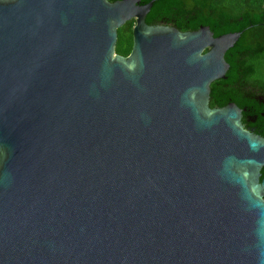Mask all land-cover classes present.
I'll use <instances>...</instances> for the list:
<instances>
[{
    "label": "water",
    "instance_id": "1",
    "mask_svg": "<svg viewBox=\"0 0 264 264\" xmlns=\"http://www.w3.org/2000/svg\"><path fill=\"white\" fill-rule=\"evenodd\" d=\"M139 1L0 0V264H264V139L207 105L240 33Z\"/></svg>",
    "mask_w": 264,
    "mask_h": 264
},
{
    "label": "trees",
    "instance_id": "2",
    "mask_svg": "<svg viewBox=\"0 0 264 264\" xmlns=\"http://www.w3.org/2000/svg\"><path fill=\"white\" fill-rule=\"evenodd\" d=\"M149 1L140 0L139 4ZM157 22L179 32H191L205 26L212 37L240 33L223 56L228 65L225 79L209 84L208 108L230 101L238 107L253 109L255 114L264 110L244 95L246 89L264 94V0H154L144 23ZM132 26L130 20L116 30L115 55L125 57L129 54Z\"/></svg>",
    "mask_w": 264,
    "mask_h": 264
},
{
    "label": "flooded vegetation",
    "instance_id": "3",
    "mask_svg": "<svg viewBox=\"0 0 264 264\" xmlns=\"http://www.w3.org/2000/svg\"><path fill=\"white\" fill-rule=\"evenodd\" d=\"M132 21H133V25H134V20H132ZM160 25L161 26H165V27H171V26H168V25H165V24H161L160 22H157V23H154V24L148 25V26L153 27V26H160ZM171 28H173V27H171ZM244 95L249 97L252 101H254L257 106L264 108V94L258 93L257 91H254V90H253V92H250V90L246 89V92L244 93ZM249 95H251V97ZM208 100H209V98H208ZM231 103L232 102L228 101L223 106H227V105H229ZM232 104H234V103H232ZM236 107L238 109L242 110L241 113H240V116L238 118V124L241 127V129L243 131H246V132L250 133L252 136L258 137L259 139L263 140L264 139V137H263L264 110L263 111H259L257 114H255L253 109H248V108H245V107L241 108V107H238V106H236ZM258 173L260 174V176L258 178V181H259L258 185H259L260 181L264 178V168H260ZM260 189H261V192H262L263 197H264V189L263 188H260Z\"/></svg>",
    "mask_w": 264,
    "mask_h": 264
}]
</instances>
